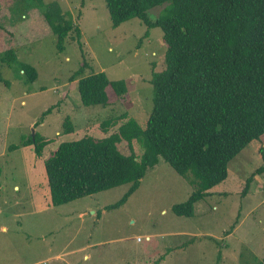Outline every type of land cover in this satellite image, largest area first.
I'll return each instance as SVG.
<instances>
[{
  "label": "rangeland",
  "instance_id": "rangeland-1",
  "mask_svg": "<svg viewBox=\"0 0 264 264\" xmlns=\"http://www.w3.org/2000/svg\"><path fill=\"white\" fill-rule=\"evenodd\" d=\"M7 1L0 0V46L13 47L37 78L28 81L0 63L8 81H0V264H264V171L242 194L247 177L264 162V133L230 161L226 180L197 201L189 217L172 209L193 191L189 177L164 160L118 207L106 208L128 184L50 202L45 161L64 141L112 134L122 153L140 160L142 134L124 128L144 125L151 73L164 69L166 44L160 27L147 28L137 17L114 26L105 0H43L80 32V38L69 32L59 50L51 27L40 26L48 23L34 0ZM162 8H150L148 16L154 19ZM2 23L13 28L2 32ZM83 63L81 76L103 71L125 79L126 99L83 105L80 77L70 78ZM66 119L71 130H64ZM36 132L45 139L25 145Z\"/></svg>",
  "mask_w": 264,
  "mask_h": 264
},
{
  "label": "trees",
  "instance_id": "trees-1",
  "mask_svg": "<svg viewBox=\"0 0 264 264\" xmlns=\"http://www.w3.org/2000/svg\"><path fill=\"white\" fill-rule=\"evenodd\" d=\"M34 1L48 23L40 26L57 35L59 50L72 30L80 38L78 27L62 11ZM105 4L114 26L137 17L147 28L160 27L163 32L165 66L151 73V109L143 126L124 128L142 134L143 154L134 161L118 149L112 134L97 141H64L45 163L50 202L64 204L128 184L122 197L106 206L118 207L139 187L148 169L164 160L189 177L193 191L172 209L176 215L192 216L195 203L226 180L230 161L264 133V0H105ZM156 6L163 8L151 19L148 10ZM5 24L2 32L11 31L13 27ZM1 61L28 81L37 78L36 68L18 61L13 47L0 46ZM84 65L70 77H80L77 87L83 105L107 106L126 99L125 79H109L103 71L81 76ZM0 81L8 82L1 75ZM67 120L64 130H71ZM42 140L36 132L24 144ZM262 171L264 162L247 177L242 194Z\"/></svg>",
  "mask_w": 264,
  "mask_h": 264
},
{
  "label": "crops",
  "instance_id": "crops-1",
  "mask_svg": "<svg viewBox=\"0 0 264 264\" xmlns=\"http://www.w3.org/2000/svg\"><path fill=\"white\" fill-rule=\"evenodd\" d=\"M43 136V135H42ZM45 139V136H43V140ZM49 159V158H48ZM45 163H46V161H45ZM153 168H155L154 166H153ZM212 193V192H211ZM3 228H4V226H3ZM85 257H86V255H85Z\"/></svg>",
  "mask_w": 264,
  "mask_h": 264
},
{
  "label": "built area",
  "instance_id": "built-area-1",
  "mask_svg": "<svg viewBox=\"0 0 264 264\" xmlns=\"http://www.w3.org/2000/svg\"><path fill=\"white\" fill-rule=\"evenodd\" d=\"M149 238V237H148Z\"/></svg>",
  "mask_w": 264,
  "mask_h": 264
},
{
  "label": "water",
  "instance_id": "water-1",
  "mask_svg": "<svg viewBox=\"0 0 264 264\" xmlns=\"http://www.w3.org/2000/svg\"><path fill=\"white\" fill-rule=\"evenodd\" d=\"M34 136V135H33Z\"/></svg>",
  "mask_w": 264,
  "mask_h": 264
}]
</instances>
